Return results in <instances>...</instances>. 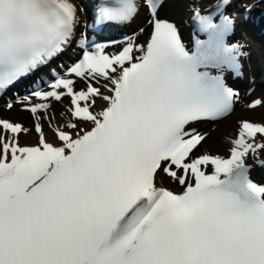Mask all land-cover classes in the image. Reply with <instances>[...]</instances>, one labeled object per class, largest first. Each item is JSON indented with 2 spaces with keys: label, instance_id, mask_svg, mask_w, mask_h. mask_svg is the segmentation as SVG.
<instances>
[{
  "label": "snow or ice",
  "instance_id": "obj_1",
  "mask_svg": "<svg viewBox=\"0 0 264 264\" xmlns=\"http://www.w3.org/2000/svg\"><path fill=\"white\" fill-rule=\"evenodd\" d=\"M162 3L105 0L100 22L143 10L148 40L133 34L108 53L81 33L82 57L19 101L33 127L0 118V264H264V184L246 164L264 152V123L241 121L226 158L195 155L207 133L193 125L239 100L224 78L244 55L223 39L234 20L197 11L207 39L190 49ZM79 23L72 0H0V93L63 53ZM64 97L71 118L53 127L51 101Z\"/></svg>",
  "mask_w": 264,
  "mask_h": 264
},
{
  "label": "bare ground",
  "instance_id": "obj_2",
  "mask_svg": "<svg viewBox=\"0 0 264 264\" xmlns=\"http://www.w3.org/2000/svg\"><path fill=\"white\" fill-rule=\"evenodd\" d=\"M217 0H163L162 7L159 10V16L162 19H167L175 24L182 25L184 22H187L188 20L195 18V13L198 11L200 14L205 13L206 9L209 8L213 3H215ZM226 16H230V12L225 13ZM235 17H240L236 12L234 13ZM136 22V28L137 30L134 31L133 34H136L137 40L139 43H144L148 40L151 32V25L148 23V17L146 16V13L141 10L137 17L135 18ZM85 24L84 22H81L80 25L77 28V34L75 39L73 40L71 47L69 50H67V55L71 56L69 59L65 58L59 61L61 62L59 64V67H54L53 69L56 70V72L60 74H64V71L74 62L78 61L82 57V53L79 54L78 52V44L77 40L80 38L81 33L85 32ZM144 29L143 32L140 30ZM132 34V35H133ZM192 32L188 31L186 29L182 30V37L185 42H189ZM131 35V36H132ZM251 41V39H250ZM249 41V43H250ZM235 44H239L242 46L241 51L243 53H247V55L250 54L251 50L254 48H258V46H254V48H250L248 51H246V45L248 44V41L245 40V38L239 37L237 42ZM79 49H81L79 47ZM119 51V46H108L106 48V52L108 53H114ZM254 57L255 61L259 64L262 63L261 55L260 53L255 49L254 51ZM70 78L75 79L76 84L75 87L77 90L83 89L86 87V82L82 79L74 77V75ZM44 83L42 82L39 87L46 88L45 81H50L52 79V70L47 73V76L44 75L43 77ZM264 76L260 78V80H263ZM101 83H104V81H101ZM248 87V89H250ZM242 90V89H241ZM32 90H30L31 92ZM239 100L235 105L234 111L228 115L226 118H222L216 122H213L212 124H204L205 126H198L193 125V127L197 128V130L207 133L206 140L198 147V149L195 152V155H201L205 152L212 154V155H220L223 157H228L230 153V139H234L236 137V134L238 132L240 122L243 120H251L252 122L257 123H264V106H257L255 109L247 107L248 104H250L254 99H261L264 100V90H256V88H252L251 91L246 95L243 96L239 90ZM30 92H28L25 95L22 96H16L14 98H11L9 102L13 103V108L11 110L7 109L6 105L8 102H5L2 107L0 108V118L9 119L11 121L20 122L24 126L32 128L33 127V116L29 111L24 110L22 104L19 102L22 100V98L26 95H28ZM10 96V95H9ZM7 96V97H9ZM6 97V98H7ZM39 102V101H36ZM102 101H97V111L100 110V107L102 106ZM70 107V97H64L62 101H51V108L49 109V116L51 119V123L53 127L57 124L65 123L68 119H70V115L67 111V109ZM44 131L47 135V138L49 141L56 142L54 132L52 128L48 126L47 122H44ZM37 140V135L34 133V131L27 136H21V142L22 143H35ZM264 155V152L259 153L257 157H253L252 155H249L246 158V164L250 168L249 174L253 175L255 178L259 179L260 177L264 181V169L261 168V170L257 169L261 166V163L258 162ZM208 172L212 171V167L209 166L207 169ZM165 184L174 190H179V186L176 184H172L170 181H165Z\"/></svg>",
  "mask_w": 264,
  "mask_h": 264
}]
</instances>
